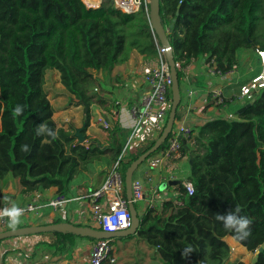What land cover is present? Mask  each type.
<instances>
[{
  "label": "trees",
  "instance_id": "obj_1",
  "mask_svg": "<svg viewBox=\"0 0 264 264\" xmlns=\"http://www.w3.org/2000/svg\"><path fill=\"white\" fill-rule=\"evenodd\" d=\"M161 17L167 28L174 24L169 40L181 65L180 84L185 70L201 57L227 73L241 64L242 51L251 50L255 58L264 51V0H161ZM134 52L149 63L158 62L159 43L144 5L135 13H125L114 0L96 8L83 0H0L1 187L18 180L27 193L54 187L69 195L74 180L82 172L93 173L103 157L117 161L126 144L118 123L107 129L110 147L78 143L72 127L65 130L54 120L46 77L48 71L59 73L61 84L72 102L83 108L88 123L93 105L106 107L97 90ZM171 95L170 91V101ZM17 104L27 107L22 116L13 118ZM247 104L250 107L244 111L245 104L232 108L236 119L216 118L185 140L181 153L189 159L186 181L192 184L193 194L182 182L169 186L177 197L146 205L136 235L110 240L111 245L136 238L160 264H246L231 260L233 249L227 239H232L255 255L252 264H264V250L257 252L264 244V89ZM181 119L179 107L176 121ZM41 123L54 129L58 138L37 136ZM156 138L127 152L120 168L123 177ZM23 144L31 151L22 152ZM166 146L167 141L149 159ZM237 206L240 215L253 220L246 240L215 219L217 213ZM27 226L18 222L12 228ZM40 236L50 240L35 248L43 246L53 256L69 252L75 240L83 239L59 233ZM187 245L195 251L185 259L182 249Z\"/></svg>",
  "mask_w": 264,
  "mask_h": 264
},
{
  "label": "crops",
  "instance_id": "obj_2",
  "mask_svg": "<svg viewBox=\"0 0 264 264\" xmlns=\"http://www.w3.org/2000/svg\"><path fill=\"white\" fill-rule=\"evenodd\" d=\"M83 1L88 7L95 8L105 2L104 0ZM90 2L97 3L92 5ZM157 63H149L141 55L134 52L130 60L126 64L116 66L111 76L105 81V86L99 92L106 102V107L97 104L93 105L88 123L84 114H82V108L74 102L70 106H68L69 103H66L64 111L56 112L55 110L54 120L56 121L57 114L64 113L65 127L58 125L60 128L69 130L72 127V135L75 137L76 130L84 127L86 131L82 132V134L85 137V141L89 144L97 143L104 147H110L111 140L100 119L109 122L113 129L115 127L114 124L118 123L124 133V141H127L134 130V121L130 108L140 102L143 93L148 89L144 80L145 70L156 66ZM206 66V58L201 57L185 70V78L181 84L183 92L181 91L180 112L183 119L177 124L189 126L193 131H197L199 127L204 126L209 121L221 118V109L216 107L211 99L214 90L221 88L218 84L220 81L211 79L206 75ZM189 90H195L196 96L191 99L187 98ZM229 90L237 91L233 87L229 88ZM65 95L71 98L67 92ZM205 100L206 102H204ZM232 108L230 106L224 109V112L233 113ZM143 137L141 136L137 139L139 143L136 142L133 146L139 145ZM185 162H188V169L184 168ZM113 163L109 156H105L102 158L100 166L95 168L93 173L82 172L74 180L70 194L67 195L73 201L65 205L61 212L53 213L47 206L48 201L58 193L56 188L52 187L42 193H27L18 180L12 181L6 187L0 186V206L3 208H11L13 205L21 207L30 203L33 198L38 197L42 205V216L36 217L27 214L19 218L20 223L44 225L49 224L52 220L60 219L63 222L95 227L90 219L88 197L92 191L103 184ZM189 173V159L182 153L157 168H151L148 161L139 172V178L136 177L143 182L145 187V197L138 202L141 205H139V209H136L138 215L141 216L143 208L146 205H151V201L155 200L158 195L162 198L156 201L158 203L167 197L176 198L177 192L169 188V186L177 184L169 185V182H187ZM49 240L50 237L40 235L4 240L1 243L3 249L0 251V264H28L45 260L57 261L61 264H86L90 257L91 247L95 242V240L87 238L77 239L69 252L58 253L56 256H53L52 252L43 246L38 249L35 248L38 243H47ZM121 241L119 240L112 245L113 255L116 259L115 264H160L159 260L153 261V251L149 250L144 244H139L136 238L125 243ZM116 245L118 246V251L115 250ZM137 250L139 251L137 252ZM139 253L143 254L144 258H140Z\"/></svg>",
  "mask_w": 264,
  "mask_h": 264
},
{
  "label": "built area",
  "instance_id": "obj_3",
  "mask_svg": "<svg viewBox=\"0 0 264 264\" xmlns=\"http://www.w3.org/2000/svg\"><path fill=\"white\" fill-rule=\"evenodd\" d=\"M109 1V0H104ZM116 7L125 13H135L142 5L145 6L149 13L150 0H114ZM262 62V71L246 81L242 80L241 69L239 65H234L233 68L224 73L216 66H209L206 75L216 81L221 88L214 90L211 99L216 107L221 109V117L232 120L236 119L233 113H225L224 109L227 103L232 106H241L245 103L253 101L255 96L264 89V51H258ZM177 64L180 69L181 65ZM144 80L148 89L143 93L140 102L130 108V113L134 121V130L127 139L123 154L115 161L110 169L108 176L103 184L91 192L88 197V203L91 213V223L95 228H99L108 232H116L126 230L131 225V214L129 211V202L125 194L124 177L120 171L121 164L125 159L127 152L141 136L160 135L164 130L168 114L171 106L169 93L172 87V75L165 57V49L159 45V59L156 66L147 68L144 72ZM237 89V92L230 91L229 88ZM226 92L230 93L227 98ZM195 90L187 92V98L191 99L196 96ZM206 102V100L204 101ZM105 130L111 128V125L106 120L100 119ZM174 133V134H173ZM193 134V129L186 125H175L172 134L167 140L166 149L151 159L149 165L151 168H157L168 160L175 158L181 154L183 141L189 140ZM86 147L90 144L86 141L82 143ZM186 144V143H185ZM190 195L193 194V186L190 182H184ZM133 203L136 204L145 197V187L140 179L135 178L132 182ZM162 198L158 195L155 200L151 201L153 206L157 200ZM72 198L67 195L57 193L48 201V208L53 213L63 211L65 205L71 203ZM23 209V215L31 214L36 217L42 216L39 198L35 197L30 203L19 207ZM5 209L0 206V212ZM10 219L7 216L0 214V230L11 229ZM3 249L0 243V251ZM115 264L116 259L113 255V247L110 240H96L92 247L90 257L86 264ZM28 264H61L57 261L45 260L36 263Z\"/></svg>",
  "mask_w": 264,
  "mask_h": 264
},
{
  "label": "water",
  "instance_id": "obj_4",
  "mask_svg": "<svg viewBox=\"0 0 264 264\" xmlns=\"http://www.w3.org/2000/svg\"><path fill=\"white\" fill-rule=\"evenodd\" d=\"M148 17L151 23L153 34L158 41L159 45L165 49V57L168 62L171 75H172V87H171V106L168 114V119L166 126L154 145L147 150L145 153L140 155L135 161H133L130 166L127 168L124 175V184H125V194L129 202V211L131 214V225L130 228L126 230L108 232L99 228L92 226L78 225L70 222H60L56 224H44V225H29L27 227H17L7 230L0 231V241H4L10 238H18L25 236H35L41 234H72L81 238L93 239V240H114L116 238H126L129 236L136 235L138 228L140 226V217L136 211L135 204L133 203V194H132V182L135 179V173L138 168L145 163L153 154H155L168 140L170 135L173 132V129L176 124V116L181 105L182 101V92L181 84L178 79V68L175 61L174 52L169 40V34L173 28V23L170 25V28H167L161 17V0H150L149 2V13ZM250 107V104H246L241 111L246 110ZM84 127L79 128L75 132V137L77 138L80 144L85 142V137L82 132ZM185 146V142L183 141ZM193 160L190 158V164ZM179 181H171L169 185L178 184ZM184 184V183H183ZM185 185V184H184ZM264 250V244L257 250L261 252Z\"/></svg>",
  "mask_w": 264,
  "mask_h": 264
},
{
  "label": "rangeland",
  "instance_id": "obj_5",
  "mask_svg": "<svg viewBox=\"0 0 264 264\" xmlns=\"http://www.w3.org/2000/svg\"><path fill=\"white\" fill-rule=\"evenodd\" d=\"M240 55L242 56V62L239 65V67L241 69V75L243 76L242 80H245V79L251 78L255 75H258L262 71V62H261L259 53H258V56H259L258 58H255V56L253 55L251 50H244L241 52ZM208 69H209V67L206 66V73H208ZM45 90L47 91L49 99H50L51 103L53 104L56 112L64 111L66 103H69L68 106H70L71 104H74L70 97H66L65 94L67 91L65 90V88L61 84L59 73H57L56 71H48L47 77H46ZM97 91H100V89H98ZM181 91L183 92L182 88H181ZM226 95H227V98L230 97L229 96L230 93L226 92ZM246 104L247 103H245V105ZM228 107H230V105L227 103V105L225 106V109ZM82 111H83V108H82ZM82 114H84V112ZM84 116H85V114H84ZM85 119H86V117H85ZM56 121H57L59 126L65 127L64 113L57 114L56 115ZM175 125H177V121H176ZM159 136L160 135H156V136L144 135L142 142L139 145L133 146V148H131V151H135L139 146H141L143 144L148 145L152 140H154L153 138L159 137ZM157 139L158 138H156V140ZM136 142H138V140H136ZM135 143H133L132 145H134ZM148 161H149V159L138 168V170L135 173V178L136 177L139 178V172L141 171L142 167L148 163ZM165 163H163V164H165ZM184 168L188 169V162H185ZM227 241L229 242V244L232 246V249H233L231 260H233V261H238V260L240 261L241 260L246 264H252L255 261L256 258H255V255L253 253L247 252L245 248L239 246L234 240L227 239ZM121 242L125 243L128 241H121ZM115 250L118 251L117 245L115 246ZM138 251L139 250H137V252ZM139 255H140L139 256L140 258H144L143 254L139 253Z\"/></svg>",
  "mask_w": 264,
  "mask_h": 264
},
{
  "label": "clouds",
  "instance_id": "obj_6",
  "mask_svg": "<svg viewBox=\"0 0 264 264\" xmlns=\"http://www.w3.org/2000/svg\"><path fill=\"white\" fill-rule=\"evenodd\" d=\"M26 107V105L17 104L12 111L13 118L22 116ZM36 135L50 137L52 140H56L58 138V133L54 129L50 128L46 123L37 125ZM21 151L30 152L31 148L28 144H23L21 145ZM23 211V209L13 205L11 208L3 209L0 214L9 217L11 221L10 226L14 227L19 222V218L23 215ZM240 212L241 209L237 206L235 209H231L224 214L217 213L215 215V219L222 223L225 230L234 232L241 240H246L249 236H251V226L253 220L248 216L240 215ZM194 251L195 250L191 245H187L182 249V256L185 259H188Z\"/></svg>",
  "mask_w": 264,
  "mask_h": 264
},
{
  "label": "bare ground",
  "instance_id": "obj_7",
  "mask_svg": "<svg viewBox=\"0 0 264 264\" xmlns=\"http://www.w3.org/2000/svg\"><path fill=\"white\" fill-rule=\"evenodd\" d=\"M90 3H91L92 5H94V4H95V3H97V2H93V3H92V2H90ZM98 3H99V2H98Z\"/></svg>",
  "mask_w": 264,
  "mask_h": 264
}]
</instances>
